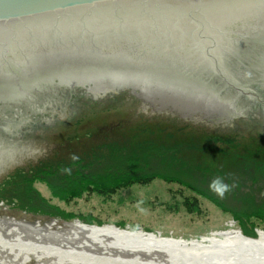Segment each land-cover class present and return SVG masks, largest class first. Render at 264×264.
Instances as JSON below:
<instances>
[{"label": "water", "instance_id": "water-1", "mask_svg": "<svg viewBox=\"0 0 264 264\" xmlns=\"http://www.w3.org/2000/svg\"><path fill=\"white\" fill-rule=\"evenodd\" d=\"M182 44L192 45L178 50ZM221 44L229 45L223 53ZM257 47L264 48V0H0V100L52 84L129 88L153 106L190 111L195 101L193 113L226 119L240 97L264 101L257 89L264 81L226 79L233 61L253 60ZM260 64L261 58L252 64L254 77ZM0 264H264V258L0 245Z\"/></svg>", "mask_w": 264, "mask_h": 264}, {"label": "rangeland", "instance_id": "rangeland-1", "mask_svg": "<svg viewBox=\"0 0 264 264\" xmlns=\"http://www.w3.org/2000/svg\"><path fill=\"white\" fill-rule=\"evenodd\" d=\"M126 98V95L121 94L113 97L112 100L107 97L103 100L91 101L88 96L80 95L79 100L83 104H78L77 108L72 107L71 118L64 117V119L86 120L89 124H33L28 132L26 130L30 124H23L20 129L26 131V134L20 140L8 134H5L4 138L11 139L8 140V144L12 149L23 147L25 153L19 163H23L26 167L37 163L38 166L34 169L47 164L68 165L70 161L80 167L91 164V167L95 166V169L99 168L101 171V168H106L105 166H117L118 169L125 170L126 175L131 176L150 173L179 177L182 181L181 185L156 177L145 186L134 185L118 191L111 200L84 195L65 204L57 197H52L46 183L35 181L36 191L46 198L52 197L55 206L59 205L58 208L65 210L66 213L70 212L73 217L68 215L71 218L67 221L63 219L65 218L63 214V218H54L57 214L52 217L46 211H44L46 213H36L22 208L27 193L24 195L21 190L13 199L3 191L4 193L0 195V218L22 222L24 227L41 226L51 221L59 225L75 221L91 224L83 222L84 220L101 221L97 225H116L119 222L123 228L130 229V225L135 224L137 226L131 228L132 230L139 229L180 239L228 230L227 224L230 220L234 221L235 229H240L238 223L240 216L243 215V220H248L244 214L253 209L264 210V111L256 109L253 105L244 117L234 119L233 124L228 126L206 123L173 124L170 122L172 120L170 114L148 115L138 112L137 102L126 103ZM109 101L115 105V109L111 107L112 113H105L103 110V113L96 118L90 112H84L88 111L85 105L94 102L106 104ZM127 107L133 108L128 115V111L125 110ZM117 109L121 111L118 112ZM64 119L61 117L60 120L54 121H64ZM40 120L41 117L38 118V121ZM163 120L166 124L160 123ZM129 121H137L139 124H127ZM151 143L159 145L167 152H160L152 158L145 157L143 162L146 166L143 162L137 163L138 160L128 163L130 159L128 162L127 160L117 162L116 159L99 161L102 157L111 156L107 154L110 147L137 148L149 144L152 146ZM51 146L53 147L49 149ZM45 148L49 150L41 152ZM146 149L149 152V149ZM176 156L187 163L182 168L183 172L173 168ZM16 168L7 172L6 176L0 177V187L5 179L21 173V170ZM26 172L28 171L23 174ZM216 177L222 178L230 185L229 191L223 197L209 188L210 182ZM187 183L201 189L202 194L199 195L186 186L183 187ZM179 189L187 194L197 195L205 215L187 214L182 209L174 214L166 213L160 206L161 202L170 199V194H176L174 192ZM7 190L14 192L12 188ZM56 191L59 193L58 190ZM19 194L23 196L22 203ZM249 218L253 219V217ZM244 224L246 230L250 232L251 223L245 221ZM261 225L264 227L263 222ZM256 229L261 228H255V233Z\"/></svg>", "mask_w": 264, "mask_h": 264}, {"label": "bare ground", "instance_id": "bare-ground-1", "mask_svg": "<svg viewBox=\"0 0 264 264\" xmlns=\"http://www.w3.org/2000/svg\"><path fill=\"white\" fill-rule=\"evenodd\" d=\"M171 45L176 46L175 43H171ZM185 45L191 46L192 44H182L178 50L187 48ZM196 45L201 49L205 44ZM221 45L222 49H218L219 53L225 52L226 47L229 46ZM192 49L191 53L200 52L197 48L192 47ZM243 68L244 66L239 63L231 69H227L226 79L241 80L238 72H241ZM255 79L264 81V72H258ZM227 225L229 226L228 230L216 231L204 236L198 234L194 238L176 239L144 230H132L129 227L120 228L111 224L99 226L77 221L66 222L63 225L51 221L41 226L24 227L22 222H13V220H6L4 217L0 218V245L197 259L264 258L263 234L259 233V236L250 238L233 227L234 221L230 220Z\"/></svg>", "mask_w": 264, "mask_h": 264}, {"label": "flooded vegetation", "instance_id": "flooded-vegetation-1", "mask_svg": "<svg viewBox=\"0 0 264 264\" xmlns=\"http://www.w3.org/2000/svg\"><path fill=\"white\" fill-rule=\"evenodd\" d=\"M257 53L260 54L257 55ZM256 56L253 60H247L243 61L241 63L244 68L241 72H238V75L241 78H255L253 70L251 68L252 64L258 63L259 59L264 60V48L257 47L256 48ZM240 62L233 61V64L236 66ZM258 71L264 72V64H260L258 66ZM258 72H256V75ZM215 80H218L216 78ZM14 84V83H13ZM21 89V92H16L11 97H6L0 100V177L6 176V173L9 172L14 167L21 166L20 169L21 172L28 171L30 172L31 169H34L38 166L36 164H33L29 167L23 166V163H19V160L24 156L25 150L22 146L14 147L12 149V146L8 144V140L4 138L5 134L13 135L16 137V139L20 140L22 136H24L26 131L28 132L32 127L33 124H89V122H86V120H73L69 121L65 120L64 117L71 118L73 108H77L78 104L82 103L79 100V96H88L91 101L96 100H103L104 98L111 99L113 97L120 96L121 94L123 96H127L126 103H136L137 105V111L143 112L146 114H162L167 115L170 114V120L173 124H194L198 125V123H206L208 125H226L233 124L234 119L239 117H244V115L248 112L249 109L254 105L256 109H259L261 111H264V101L258 102L254 101L251 102L246 97L244 98H238V100L235 102V104L232 106L234 114L231 115V117H228V113L226 111V119H211L212 115H207V118L203 116V114H198L197 112L193 113L194 111H197L199 105L195 103V101H191V110H183L180 111H174L171 110L169 107L164 108L160 105L153 106L147 99H143L142 95L140 94L139 90L132 91L129 88L125 89H115L114 91L109 90H99V89H88V88H81V87H69V86H58V85H51L46 88H26ZM258 90L261 91L263 94L264 99V90L259 86L257 87ZM186 100V99H185ZM136 101V102H135ZM182 102V101H181ZM88 103V102H84ZM83 104V103H82ZM89 104V103H88ZM249 105L251 107L249 108ZM114 103L107 102L101 103V102H94L90 103L89 105H85L86 109L88 111L84 112H90L91 115L95 116L96 118L103 113V110L105 113H112L111 107H114ZM226 106L231 107L226 100ZM127 112V115L130 114L133 111L132 107L125 108ZM116 111H121L120 109H117ZM149 111V112H148ZM41 117V120L38 121V118ZM63 118L64 121H54L55 119L60 120V118ZM76 118V117H74ZM41 122V123H39ZM159 122V121H157ZM157 122H153V124H157ZM164 122L166 124V121H160ZM23 124H30L27 127L26 131H23L20 129L21 125ZM117 124H120V122H117ZM127 124H139L137 121H129ZM8 132V133H7ZM2 135V136H1ZM53 146H51L49 149H51ZM47 148H45L44 152ZM47 149V150H49ZM15 169V170H16ZM17 172V171H16ZM26 172V173H28Z\"/></svg>", "mask_w": 264, "mask_h": 264}, {"label": "trees", "instance_id": "trees-1", "mask_svg": "<svg viewBox=\"0 0 264 264\" xmlns=\"http://www.w3.org/2000/svg\"><path fill=\"white\" fill-rule=\"evenodd\" d=\"M151 145L152 146H150V144L146 146L142 145L141 147L139 146L137 148L124 146L120 149H117V147H110L107 154H110L111 156L102 157L99 161L103 159H116L117 162H122L124 160H127L128 162V159H130L128 163L138 160L137 163L142 164L141 162H143L145 157L149 156L152 158L155 154L158 155L160 152L166 151L155 143H151ZM146 148L149 149V152ZM175 151L177 152L176 149ZM162 157L164 158V155ZM96 158L99 159L100 157ZM173 163V168H176V170L179 172H183L184 170L182 168H184L185 164H187L177 156ZM67 164L68 165L47 164L40 166L37 169H33V171L31 170L25 174L21 172L20 174L17 173L18 175L8 177L1 184L0 195L6 191L11 199H13L15 198L16 194L20 193L22 190L24 195L27 193L26 198H24L22 208L33 210L36 213L46 211L47 213H50L49 216L52 217L55 216L54 214H57V216L54 218H63V214V216L66 218L63 219L69 221V219L73 217V214L70 212H67V214L65 210L58 208L59 205L55 206L52 203V197H57L60 202L65 204H69L75 198H79L84 195L100 196L104 200H111L118 193V191L130 188L134 185L145 186L156 177H160L167 182H177L179 185L182 183L179 177L177 178L167 175L150 173L143 176L126 175L125 170H120L117 168V166H105L106 168H101V171L99 168L95 169V166L91 167V164H88L86 167L75 166L73 161H70ZM139 164L137 166H139ZM144 165L146 166V164ZM44 175H46V177ZM83 176L85 177L82 178ZM35 181L46 183L48 185L52 193L51 199L42 196L34 189ZM184 186L193 190L194 192H197L199 195L202 194V190L193 184L187 183L183 185V187ZM17 187L18 189H16ZM10 188H12L14 192L7 190ZM56 190H58L59 193ZM174 193L176 194H170V199L162 201L160 204L166 213L174 214L182 209L187 214L196 216L205 215V211L202 208L201 202L198 200L197 195L187 194L182 189L176 190ZM19 197L22 203L23 196L19 194ZM68 215L71 217L69 218ZM244 216L248 220H243V215L238 218L240 229L244 235L248 237H256L254 229L257 227L264 231V227L261 225L262 222L264 224V210L260 211L259 209H253L250 212L244 214ZM249 217H253V219H250ZM80 220L83 221L81 218ZM245 221H247V223H251L252 225L250 232H248L245 228ZM83 222L91 224L96 223L97 225V223H100L101 221L84 220ZM121 225L122 224H119V222L116 223V226L122 228ZM136 226L137 225L132 224L130 225V228H135Z\"/></svg>", "mask_w": 264, "mask_h": 264}, {"label": "clouds", "instance_id": "clouds-1", "mask_svg": "<svg viewBox=\"0 0 264 264\" xmlns=\"http://www.w3.org/2000/svg\"><path fill=\"white\" fill-rule=\"evenodd\" d=\"M209 188L218 196L223 197L224 194L229 191L230 185L225 183L222 178L216 177L210 182Z\"/></svg>", "mask_w": 264, "mask_h": 264}]
</instances>
